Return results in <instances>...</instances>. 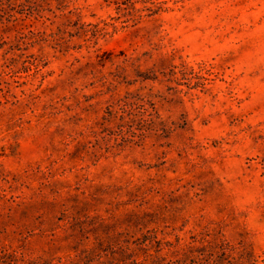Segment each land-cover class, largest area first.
I'll list each match as a JSON object with an SVG mask.
<instances>
[{"label": "rangeland", "instance_id": "obj_1", "mask_svg": "<svg viewBox=\"0 0 264 264\" xmlns=\"http://www.w3.org/2000/svg\"><path fill=\"white\" fill-rule=\"evenodd\" d=\"M0 264H264V0H0Z\"/></svg>", "mask_w": 264, "mask_h": 264}]
</instances>
